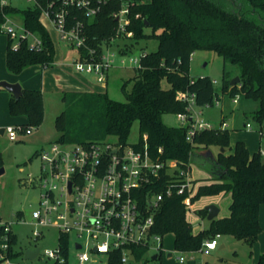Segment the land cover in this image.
Here are the masks:
<instances>
[{
  "label": "trees",
  "instance_id": "16d2710c",
  "mask_svg": "<svg viewBox=\"0 0 264 264\" xmlns=\"http://www.w3.org/2000/svg\"><path fill=\"white\" fill-rule=\"evenodd\" d=\"M116 6L108 2L96 16L84 20L87 45L97 50L103 43L112 45L116 22L111 12ZM5 14L20 15L25 26L38 34L43 43L40 51L30 50L25 44L12 50L7 38V71L19 74L32 65L50 66L55 47L48 29L39 20V10L0 6V24ZM126 29L133 32L130 39L158 40L157 48L141 55V66L134 68L131 88L125 91L126 101L114 100L106 91L64 92L65 108L55 117L57 141L77 144L111 135L118 141L127 142L132 126L137 123L139 137L135 146L143 147L142 135L146 134V145L152 156L175 160L182 169L197 161L209 171L221 174L211 181L199 183L191 197L192 202L219 193L231 196L227 216L214 218L207 228L194 232L183 203L187 191L178 193L175 188L154 207V231L162 236L171 233L174 249L182 253L197 251L205 239L217 233L231 235L252 246L261 232L259 207L264 204V155L260 151L251 152L241 140L231 144L226 128L197 131L189 141L186 127L166 124L163 115L185 111V104L175 98L181 90L194 92L200 107L218 101V93L209 76L189 75L192 54L197 50H208L237 68L231 78L224 76L221 91L255 100L257 108L253 118L264 124V0H139L132 9ZM132 46V42H125L117 50L128 54ZM235 76L239 80L231 85ZM163 81L167 86L162 85ZM8 111L13 117H24V126H38L44 117L41 90L22 88L18 98L10 93ZM159 147L161 153H158ZM214 148L217 154L210 163L206 153ZM173 178L165 173L161 182L153 187V192H162L164 184L172 182ZM197 181L193 180V184ZM196 214L206 217L207 211L200 208ZM60 242L66 246L67 237L61 235ZM3 244L7 246L5 250L1 247ZM15 244V234L4 231L0 217V255L5 256L0 257V263L16 255ZM143 253L144 250L136 249V258H141ZM113 257L110 264H120L116 253ZM67 259L66 256L65 262L50 264H68ZM219 264L237 263L221 261ZM254 264H264V251Z\"/></svg>",
  "mask_w": 264,
  "mask_h": 264
},
{
  "label": "built area",
  "instance_id": "2783aa9c",
  "mask_svg": "<svg viewBox=\"0 0 264 264\" xmlns=\"http://www.w3.org/2000/svg\"><path fill=\"white\" fill-rule=\"evenodd\" d=\"M25 1L39 10V20L45 28H53L65 44L76 50V57L72 58L75 70L92 74L98 82L104 83L116 56L122 65L141 66L140 57L145 52L140 56H129L112 50L110 44L103 43L99 50L87 45L84 22L86 18L96 16L104 4L115 3L117 6L111 16L116 22V34L111 41L123 36L129 38L133 32L126 28L130 24L132 9L139 4V0ZM7 5L10 6L8 0H0L1 7ZM4 16L0 31L6 33L12 50H17L22 44L33 51L42 49L41 37L29 30L22 19L18 21L6 14ZM175 98L185 104V111L177 112L175 116L179 122L177 126L186 127L187 140L192 141L197 131L214 128L199 118L202 107L196 104L194 92L181 90ZM236 101L237 98H234L233 102ZM226 126L223 121L219 128ZM245 127L250 128L251 125L246 123ZM4 133L9 139L16 140L20 134H30L31 127L23 124L8 126L4 128ZM146 139L147 135L143 134L142 148L135 143L102 139L77 144L54 141L39 151L40 174L29 180V183L39 186L38 195L32 197V202L38 205L32 210V235L35 239L41 237L42 228L58 230V245L43 251L51 263L66 261L69 244L67 242L64 246L60 236L68 239L71 233L86 237L85 242H74L80 264L97 261L101 256H104L106 264H110L115 253L120 264H127L136 257V249L144 250L142 256L149 250L161 251L163 236L154 231V207L175 188L178 193L187 191L183 203L186 214L188 211L193 213L191 197L195 186L191 165L182 169L175 160L152 156ZM161 152L159 147L158 153ZM260 153L264 155V149ZM165 173L174 178L164 184L162 192L156 194L153 187L161 182ZM179 178L180 181H177ZM1 223L5 232L12 231L11 222ZM220 237L217 233L205 239L197 251L178 252L179 262L185 263L186 257L195 260V253L210 254L216 249ZM1 247L5 250L7 246L3 244ZM0 257L5 256L1 254Z\"/></svg>",
  "mask_w": 264,
  "mask_h": 264
},
{
  "label": "rangeland",
  "instance_id": "374dc122",
  "mask_svg": "<svg viewBox=\"0 0 264 264\" xmlns=\"http://www.w3.org/2000/svg\"><path fill=\"white\" fill-rule=\"evenodd\" d=\"M11 7L24 9L30 7L31 4L25 0H8ZM8 17H14L21 21L18 14H6ZM51 32L54 40L55 56L53 63L48 66L46 72L42 73L37 65L30 67L26 74L10 82L6 79H0L9 83H18L22 88L36 87L42 92L44 117L38 126H31V134H20L16 140H11L8 136L0 133V165L4 168V172L0 175V217L2 222H11V230L16 236V244L13 249L16 255L12 258L2 261L0 264H50L51 261L44 255V249L55 248L58 245L59 232L53 227L42 228V236L35 239L32 235L34 225L32 224V210L38 205L32 202V197L38 195L39 186L29 183L30 178H37L40 174L39 151L47 147L50 143L58 140V132L55 129V117L65 108L62 96L65 91L74 90L68 86V78L76 80L83 78L89 83V87L97 91H106L108 96L117 101H126L125 91L130 90L132 82L130 79L135 75V67L129 64L122 65L115 58L113 66L108 69L107 78L104 83L96 80L92 74L79 72L75 70L72 58L76 57V50L71 48L58 36L53 29ZM146 32H150L146 29ZM7 35L0 32V54H3L6 44ZM125 42H132L133 46L128 53L129 56H140L142 52L154 51L157 48L158 40L156 38L149 39H130L118 38L112 42L111 49L117 50L119 45ZM127 48V47H126ZM3 68L4 64H3ZM6 71V70H5ZM237 72V68L229 63H224L221 56L214 51L197 50L191 56L189 75L190 77H198L202 75L209 76L212 80L215 91L218 93V101L214 100L210 106H204L201 109L199 118L209 123L214 128L221 127V121H225L230 132V139L234 141L240 139L237 137H245L251 132L253 141L261 142L264 147V124H260L253 118V113L257 108V102L253 99L246 98L242 94L232 95L230 92H222L221 86L225 79L231 78ZM6 73V72H5ZM163 86H167L166 82H162ZM9 92L6 89H0V128L8 126H17L24 124L22 118L13 117L8 111ZM237 98L236 102L233 99ZM163 121L168 125H179L175 114H164ZM249 123L251 129H246L244 124ZM138 125L135 123L127 138V143H135L138 140ZM251 137V138H252ZM234 138H236L234 140ZM110 142H117L114 136L104 138ZM215 155L217 149L214 148ZM229 151V150H227ZM192 176L196 180L202 181L203 171L199 168L197 162H191ZM197 182L194 183L196 186ZM201 198H199L200 200ZM197 200L192 206H202L204 201ZM212 201L220 212L218 217H223L225 213L229 214V204L231 196L228 194L220 195ZM19 212V214H18ZM188 221L192 224L193 231L201 224L205 227L209 226L206 217L196 219L192 211L187 212ZM85 235L78 237L75 233H71L68 237V264H80L76 258L77 250L74 248V242H85ZM161 251L149 250L146 254L137 259L133 257L127 264H195L208 261L209 264H219L223 262H234L237 264H254L260 252L257 247L249 246L243 240H237L231 235H222L218 239L216 249L212 250L208 255L195 253L196 259L192 260L186 257L185 263L178 260L179 253L173 247V235L165 234L162 237ZM224 244V247H220ZM40 247L39 254L32 259H25L23 251L26 248ZM157 253L158 257L152 259V253ZM171 256H167L168 253ZM221 260V261H219ZM83 264H106L104 256L98 257L97 261H89ZM208 264V263H205Z\"/></svg>",
  "mask_w": 264,
  "mask_h": 264
},
{
  "label": "crops",
  "instance_id": "0c3cea01",
  "mask_svg": "<svg viewBox=\"0 0 264 264\" xmlns=\"http://www.w3.org/2000/svg\"><path fill=\"white\" fill-rule=\"evenodd\" d=\"M48 29V28H47ZM48 31H49V33H50V35H51V32H50V30L48 29ZM51 37H52V35H51ZM53 39V38H52ZM7 41H8V39H6V44H5V47H4V51H3V54L1 55L0 54V79H6V80H8V81H10V82H15L17 79H19V78H21V77H23L25 74H26V72H27V70L30 68V67H32V66H34V65H32V66H29V67H26L25 69H23L19 74H12V73H10V72H8L7 71V69H6V65H5V57H6V48H7ZM53 42H54V40H53ZM55 56V55H54ZM3 64H4V67L5 68H3ZM39 68H40V70H41V72L42 73H44V72H46L47 71V69H48V67H46V68H43V67H41L40 65H37ZM6 70V71H5ZM6 72V73H5ZM68 80V86L71 88V89H74V90H70V91H97L96 89H92L91 87H89V83L86 81V80H84L83 78H80V79H77V81L76 80H73V79H67ZM24 88H26V89H35L36 87H27V86H24ZM9 92V91H8ZM66 92V91H65ZM98 92H101V91H98ZM9 94H10V92H9ZM8 100H9V98H8ZM20 118H22L23 119V121L24 122H26L25 121V118L24 117H22V116H20ZM23 124V123H22ZM244 127H245V124H244ZM226 128H227V126H226ZM246 129H251V127L250 128H247V127H245ZM228 130V129H227ZM31 133H32V131H31ZM30 133V134H31ZM252 137V134H251V132H249V133H247L246 135H245V137H237V138H240V139H238V140H241V141H243L244 143H245V145H246V147L251 151V152H254V151H260L261 149H264V147H261V142H260V140H258V142H254L253 141V137ZM236 138H234V140H235ZM231 140V144H233L234 142H233V140L232 139H230ZM238 140H236V141H238ZM208 154H211L212 155V157H213V159H210L209 157H208ZM216 155H215V153H214V150H212V151H208L207 153H206V159H208L209 161L208 162H210V163H213V161H214V157H215ZM195 162H197V161H195ZM198 165H199V168L201 169V171H203V173H204V176L202 177V178H200V177H198V179H203L202 181H211L212 180V178H214V175L208 170V169H206L205 167H204V164L203 163H198ZM191 172H193L192 171V168H191ZM193 179L194 180H196V178L195 177H193ZM202 181H197V184H196V186H195V190H196V187H197V185L199 184V183H201ZM225 195V194H228V195H230L229 193H219V194H217V195H210V196H202V197H200L201 199L199 200V201H203V200H207V201H204V204H202V206H198L197 208L195 207V209H194V211H193V213H194V217H196V219H199V217L200 216H198L197 214H196V210L197 209H200V208H204V206H206L207 204H210V203H215V201H212L213 199H215L216 197H219L220 195ZM197 201V200H196ZM196 201L195 202H193V205L196 203ZM192 205V206H193ZM194 207V206H193ZM219 212H220V209H219ZM219 214V213H218ZM225 216H227V213H225L224 215H223V217H225ZM186 217H187V215H186ZM215 218H221V216L220 217H218V215L215 217ZM187 220H188V218H187ZM209 221V220H208ZM259 221H260V225H261V232L259 233V235H258V238H257V240H256V242L252 245V246H254L255 247V249H256V247H257V252H262V251H264V204H261L260 205V207H259ZM204 228H207V227H205V226H203L202 224L199 226V227H196L195 228V230H194V232H198V231H200V230H202V229H204ZM220 247L222 248V247H224V244H221L220 245ZM260 253H259V255H260ZM259 255H258V257H259ZM258 259V258H257ZM219 261H221V260H219ZM194 261L192 260V263H193ZM256 262V261H255ZM205 263H208L209 264V262L208 261H205ZM194 264V263H193ZM213 264H215V263H213Z\"/></svg>",
  "mask_w": 264,
  "mask_h": 264
},
{
  "label": "water",
  "instance_id": "95a60500",
  "mask_svg": "<svg viewBox=\"0 0 264 264\" xmlns=\"http://www.w3.org/2000/svg\"><path fill=\"white\" fill-rule=\"evenodd\" d=\"M238 80H239V77L235 76L234 78L231 79L230 84L234 85V84H236L238 82ZM0 87H2L4 89H6L7 91H9L15 98H18L21 95V93H22V87L18 83H9V82H6V81H1L0 82ZM0 133L1 134L4 133V128H0ZM221 151H223V148H221ZM208 157L210 159H213L211 154H208ZM3 172H4V168L1 166L0 167V175ZM210 172L214 176H221L220 173H216L214 170H211ZM32 201H33V199H32ZM204 209L207 211L206 219L209 220V221L214 219L219 213V208L213 203L207 204L206 206H204ZM39 250H40V247H36L34 249L26 248L23 251L24 258L25 259H32V258L36 257L38 255V253H39ZM171 255L172 254L170 252L167 254V256H171ZM156 258H157V254H154L152 256V259H156Z\"/></svg>",
  "mask_w": 264,
  "mask_h": 264
}]
</instances>
